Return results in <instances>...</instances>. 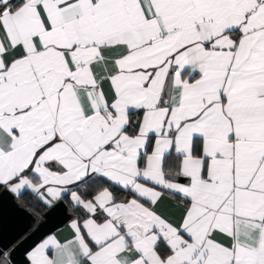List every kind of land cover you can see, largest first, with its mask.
I'll return each instance as SVG.
<instances>
[{"label":"snow or ice","instance_id":"obj_1","mask_svg":"<svg viewBox=\"0 0 264 264\" xmlns=\"http://www.w3.org/2000/svg\"><path fill=\"white\" fill-rule=\"evenodd\" d=\"M0 191L24 264H264V0H0Z\"/></svg>","mask_w":264,"mask_h":264},{"label":"water","instance_id":"obj_2","mask_svg":"<svg viewBox=\"0 0 264 264\" xmlns=\"http://www.w3.org/2000/svg\"><path fill=\"white\" fill-rule=\"evenodd\" d=\"M32 217L33 213L19 201L18 197L6 191H0V248L17 245L14 252L15 264H24V248L28 244H23V242L35 231L31 226ZM45 217L46 219H43ZM66 219L67 215L61 208H47L41 217L37 218V222L44 224L41 235L62 227ZM20 244H23V247Z\"/></svg>","mask_w":264,"mask_h":264},{"label":"trees","instance_id":"obj_3","mask_svg":"<svg viewBox=\"0 0 264 264\" xmlns=\"http://www.w3.org/2000/svg\"><path fill=\"white\" fill-rule=\"evenodd\" d=\"M31 193H26L25 195L18 197L19 201L23 203L29 211L34 214V207L36 205V201L34 199H30ZM47 209L43 204L39 205V213L36 214L37 218L41 217V214Z\"/></svg>","mask_w":264,"mask_h":264},{"label":"crops","instance_id":"obj_4","mask_svg":"<svg viewBox=\"0 0 264 264\" xmlns=\"http://www.w3.org/2000/svg\"><path fill=\"white\" fill-rule=\"evenodd\" d=\"M59 229H60V231L57 232V235H60V236H63V235L66 234L67 231H68L67 228L64 227V225H63L62 227H60ZM55 231H56V230H55Z\"/></svg>","mask_w":264,"mask_h":264}]
</instances>
